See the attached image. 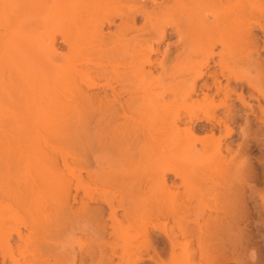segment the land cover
<instances>
[{
  "label": "bare ground",
  "instance_id": "obj_1",
  "mask_svg": "<svg viewBox=\"0 0 264 264\" xmlns=\"http://www.w3.org/2000/svg\"><path fill=\"white\" fill-rule=\"evenodd\" d=\"M257 30L264 32V0H0V123L47 120L81 148V172L89 176H150L147 191L137 187L118 200L86 188L78 200L80 224H25L29 234L18 229L30 244V264L36 252L48 254L41 264H140L166 254V264H183L180 236L198 243L185 250L187 259L208 260L213 244L229 234V221L249 220L244 197L258 192L259 173L247 156L264 146L258 98L264 45ZM236 133V148L234 140L224 145ZM140 205L166 210L179 226L161 230L167 253L148 224L130 234L134 226L125 220ZM67 230L89 237L84 253L59 251L55 242ZM26 256L16 264H27Z\"/></svg>",
  "mask_w": 264,
  "mask_h": 264
},
{
  "label": "rangeland",
  "instance_id": "obj_2",
  "mask_svg": "<svg viewBox=\"0 0 264 264\" xmlns=\"http://www.w3.org/2000/svg\"><path fill=\"white\" fill-rule=\"evenodd\" d=\"M140 20L141 18L138 19L137 23H140ZM256 33L264 41V32L257 30ZM263 41L261 42L262 45H264ZM57 46L61 52L65 50L64 44L58 42ZM261 50L264 59L263 46H261ZM245 92L244 96L250 100ZM260 97L263 96L260 95L258 98L264 105V97ZM249 102L257 103L256 99H251ZM235 103L239 105L237 101ZM3 112L4 119H10L11 116L8 117L9 111L3 110ZM220 112L222 110L218 111V113ZM44 115L49 117L53 115V112L46 108ZM35 121V123L27 125L7 124L6 120L0 123V264H16V260L22 261L21 259L26 254L25 260H29L27 264L32 263V261L30 262L32 258L30 244L24 243L18 237V229L29 234L24 229L25 224L45 222L80 224L85 215L78 200L89 191L102 198L118 200L123 196L129 197L133 189L137 187L147 191L148 188L146 187L150 181V176L144 171L118 173L116 177L108 175L104 171L97 175L91 172L90 176L85 171L81 172L83 168L80 160L81 148L67 143L63 133L52 128L47 120L37 119ZM252 121L254 127L259 129L257 119L253 117ZM204 125L207 126L208 124L204 123ZM231 137L224 138L222 142L225 145L234 140L230 146L235 149L239 135L236 133ZM236 137L237 139H235ZM258 147L261 148H255L247 156L255 165L256 172L259 173L258 180H256L258 182H252L258 188V192L252 195L248 193L249 195L246 194L247 196L244 197L245 209L251 213L249 220L245 218L246 220L240 224L229 221L226 224L229 234L222 237V242L213 244L208 260L199 257L187 259L189 253H184L185 250L193 251L197 248L198 243L190 237L180 236L181 246L177 249L179 262H183V264H207L209 261L216 262V260L221 259L223 261L221 264H264V170L262 168L264 165V146L259 144ZM98 154L99 152L95 153V155ZM53 160L56 169L52 168ZM212 162V158L205 160L207 165H212ZM106 164L104 162V166L102 165L105 171L108 170ZM87 183L89 184L87 185ZM86 188H89V191L85 192ZM76 192L78 194L76 202H74L73 194ZM65 193H67L68 204L63 208ZM94 205L95 203L90 202V206ZM209 205H214V202L211 201ZM138 207L140 208L125 220L126 224L134 226L130 234L135 235L138 233V227L148 224L147 226L152 233L164 238L165 241H160L155 245L159 249L165 248L164 251L167 253L169 241L161 230L177 231L179 226L173 222L166 210L157 211L152 207L141 205ZM105 209V219H108V209ZM122 213V210L117 211L120 219ZM107 222L110 221L107 220ZM53 233L56 232L53 231ZM88 242L89 237L81 232L67 230L61 234L55 245L59 249H63L59 251L68 250V255L71 256L73 251L76 255L84 253L83 247L86 248ZM47 255L44 252H36V264H41L43 260L47 259ZM168 257L166 254L161 258L162 260L143 261L140 264H166ZM49 261L53 263V259L50 258ZM116 261L118 262V260Z\"/></svg>",
  "mask_w": 264,
  "mask_h": 264
}]
</instances>
